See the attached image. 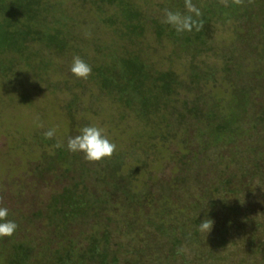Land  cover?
<instances>
[{"label": "rangeland", "instance_id": "1", "mask_svg": "<svg viewBox=\"0 0 264 264\" xmlns=\"http://www.w3.org/2000/svg\"><path fill=\"white\" fill-rule=\"evenodd\" d=\"M60 1L68 14L81 12L78 15L82 29L77 30L82 38L90 43L87 49L81 52L86 55V62L100 60L101 53L94 49L97 42L102 46L109 45L112 49L131 47L127 40L118 38L110 28L98 23L94 8L83 6L82 10L78 0ZM135 1L146 16L150 15L158 22L164 21L166 12H171L168 0ZM207 2L208 0H198V8L204 7ZM193 6L197 8L196 3ZM254 7L257 12V4ZM115 10L114 7H107L106 15ZM255 14L257 16L253 18L245 16L228 21L218 18L214 23V33L208 43L210 51L196 60L201 71L207 72L208 76V79L199 85V94L204 98L214 96L221 101H228L233 91L247 80L243 75L236 78L234 70L244 68L253 71L261 68L257 59L264 50V15L260 12ZM149 29L147 28V31ZM145 37L147 44L156 49V52L146 49V55L153 61L154 67L162 71L172 68L181 80L188 83L190 55L168 41L156 45L150 30ZM32 47L33 50H39V58H47L51 63L46 74L41 75L45 81L39 80L28 67H21L14 78L0 79V207L7 208L11 219L17 224L14 234L1 238V242H22L34 247L32 261L38 263L41 262L40 253L43 252L41 247L46 241L54 239V244L67 245L64 240L52 236L48 229L43 228L40 220L33 222L30 214L43 208L50 196L60 192L69 182L67 177L71 174L64 171L65 163L56 162V149L66 146L68 137L78 134L81 127L94 124L102 127L116 145L114 157L124 163L119 170L120 174L125 175L127 167L146 165L141 167L139 182L133 185L142 191L145 185H148V189L153 192L154 203H149V206L147 200L143 199L138 204L140 207L136 206L135 210L129 211L114 206L115 202L118 205V200L113 198L108 208L119 220L123 215L135 213L128 218L132 230L123 224L115 237L125 248L136 253L138 264L167 262V242L156 230L160 224L170 227L182 238L186 258L194 264H264V250L251 239L252 235L260 237L264 231V227L260 226L264 223V178L251 177L254 170L252 165L247 164V159H252L258 154L264 162V133L258 130L254 135L250 130L248 133L252 134L253 138L246 137L244 141H238L236 147L227 145V137L215 140L222 141L221 143L210 138L211 146L204 150V141L194 140L196 131L190 128L184 130L182 125L178 131L172 132L170 129L174 138L163 141L161 134L167 130L165 124L158 127L154 124L144 125L135 114L123 107L112 105L100 95L96 87L88 84L87 79L74 77L69 72V66L72 58L77 55L66 53L58 57L40 46ZM173 51L177 52L179 57L173 55ZM226 56L231 59L228 68L232 71L227 76L222 71L226 66ZM261 72L259 70L258 76L255 75L251 79L252 85L261 84L264 79ZM78 83L81 86L78 87ZM256 89V92L251 94L253 104L248 107V113L251 115L264 104V89ZM186 97L191 95L186 90H181L178 99L181 101ZM75 98L76 107L72 110L74 115L71 120L68 118L66 105ZM206 101L208 104L213 103H209L211 100L208 99ZM211 110L215 111L213 108ZM247 127L249 128L247 125L245 130ZM50 129L53 130V135L46 138L49 144L37 138L45 137L44 133ZM255 145L258 148L250 151ZM233 152H238V158L242 156L244 159L241 161L243 163L234 165H243L244 169L246 166L249 172L244 175L243 182L247 185H243L238 195L218 196L213 193L212 188L218 181V176L230 164ZM179 159L189 165L188 172L185 173L186 181L179 182L176 188L166 191L164 182H168L170 177L183 175L181 171L185 170V167L180 165ZM231 169L234 173L233 165H230L228 171ZM89 183L88 187L92 193L99 196L104 193L111 194L110 188L103 185L96 187L92 185L94 183ZM164 199L167 206L163 202ZM194 206L198 208L200 217L210 218L214 222L209 234L201 231L196 238L191 237L189 226ZM144 218L149 220L148 224L143 221ZM94 224L90 219L85 225L81 224L82 228L74 230L70 237L74 238L81 229L92 230ZM82 238L78 237L79 243ZM170 263L180 264L178 259Z\"/></svg>", "mask_w": 264, "mask_h": 264}, {"label": "trees", "instance_id": "2", "mask_svg": "<svg viewBox=\"0 0 264 264\" xmlns=\"http://www.w3.org/2000/svg\"><path fill=\"white\" fill-rule=\"evenodd\" d=\"M78 1L82 10L83 6L94 8L98 23L110 28L118 38L127 40L131 47L122 46L112 49L109 45L98 44L95 38L97 43L94 42V49L101 53L100 60L86 62L84 60L86 55L81 52L85 51L90 43L82 38L77 30L81 28L80 25L82 26L78 15L81 12L68 14L60 0H0V79L14 78L21 67H28L39 80L44 82L45 79L41 75L46 74L51 63L47 58H39V50H33L32 46H40L58 57L72 53L83 58L82 60L91 68L87 78L88 84L96 87L100 95L108 99L112 105L123 107L126 111L135 114L144 125L154 124L158 127L160 124H165V130L168 131L164 130L165 133H160L163 141L174 138L172 132L178 131L182 125L184 130L190 128L196 131L194 140L204 141V150L211 146L210 138H214V142L221 143L222 141L215 140L227 137V145L236 147L238 141H244L246 137L253 138L252 134L248 133L250 130L254 135L258 130L264 133V104L254 114L248 113L249 105L253 104L251 94L256 92V87L264 89V79L258 86L251 84V79L255 75L258 76L259 70L262 71L261 75H264V50L257 59L261 68L253 71L244 68L234 70L236 78L243 75L247 80L233 91L228 101H221L214 96L204 98L201 93L199 94V85L203 80H207L208 76L207 72L201 71L196 64L199 57L210 51L208 43L218 18L228 21L232 18L242 19L245 16L253 18L258 12L264 15V0H226L225 2L208 0L200 9L198 0H190L192 5L197 4L199 16L188 11L185 6L186 0H168L171 12L178 13L181 17L191 16L195 21V26L186 31H177L174 26L164 21L158 22L154 17L146 16L136 5L135 0ZM255 4H257V12L254 10ZM107 7H114L116 10L106 15ZM147 28H150L156 45L168 41L190 55L188 83L181 80L172 68L162 71L154 67L153 61L146 55V49L156 52V49L154 50L145 41V35L149 31ZM173 52V55L179 57L177 52ZM225 60L226 66L222 71L227 76L231 71L228 68L231 59L226 56ZM79 85L81 86L80 83L77 84L78 87ZM181 90H186L191 97L180 101L178 96ZM194 90L197 92L193 93ZM207 99L211 100L209 103H213L208 104ZM76 100L77 98L66 105L67 115L71 120H73L72 110L76 107ZM227 103L230 104L229 110ZM212 108L215 111H212ZM246 124L249 128L245 130ZM37 138L49 144L46 137ZM254 148L256 150L257 145L250 151H254ZM237 153L233 152L230 164L214 183L212 191L218 196L238 195L243 185H247L243 182L244 175L249 172L246 166L244 169L243 165H234L244 160L242 156L238 158ZM114 156L116 157L115 152L109 159L87 162L82 154L70 152L64 145L59 146L55 152V159L56 162L65 163L64 171L71 174L67 177L69 182L60 192L51 195L43 208L34 210L30 218L33 222L40 220L43 228L48 229L52 236L64 240L67 245L54 244V239L46 241L41 247L43 252L40 253L41 262L38 263L32 261L34 247L22 242H1L0 238V264H138L136 253L125 248L115 237L123 224L132 230L128 218L135 213L123 215L119 220L108 208L115 198L118 200V205L115 202L114 206L132 211L139 206L140 200H147V204L154 203V196L148 185H145L144 191L137 190L133 185L139 182L141 167L146 165L127 167L126 174L122 175L119 170L124 163ZM178 162L185 167V170L181 171L183 175L170 177L168 182H164L166 191L176 188L179 182L186 181L188 162L185 163L181 159ZM247 164L252 165L254 170L251 177L264 178L262 171L264 162L260 154L247 159ZM230 165L235 168L234 173L232 169L228 171ZM149 179L153 181L151 177ZM88 182L94 183L92 185L96 187L103 185L110 188L111 194L104 193L99 196L92 193ZM163 202L166 203V199ZM193 211L189 226L191 237L196 238L201 232L198 231V224L203 218L198 215L200 213L196 206ZM7 219L12 220L10 215ZM90 219L95 223L92 230L81 229L74 238L70 237L74 230L78 227L82 228L81 224L85 225ZM143 221L149 223L148 219L144 218ZM260 226L264 227V223ZM156 230L165 238L168 245L165 264H171L170 261L176 259L180 264H194L192 260L186 258L184 243L179 235L162 224ZM79 236L83 237V242H78ZM251 239L264 250V231L260 237L252 235Z\"/></svg>", "mask_w": 264, "mask_h": 264}, {"label": "clouds", "instance_id": "3", "mask_svg": "<svg viewBox=\"0 0 264 264\" xmlns=\"http://www.w3.org/2000/svg\"><path fill=\"white\" fill-rule=\"evenodd\" d=\"M189 12L199 16V10L196 9L190 0L185 4ZM164 22L174 26L177 31L190 30L195 26V21L191 16L181 17L178 13L166 12ZM69 72L78 79H87L91 73L90 66L85 63L79 56H74L69 66ZM46 138L53 135V130L44 133ZM67 150L73 153L82 154L83 159L87 162H100L104 159L111 158L116 149V145L108 138L102 127L94 124L83 126L79 129L78 134L70 136L66 143ZM9 211L5 207H0V238L11 237L17 229V224L7 219ZM213 220L204 218L198 224V231L209 234L213 228Z\"/></svg>", "mask_w": 264, "mask_h": 264}]
</instances>
